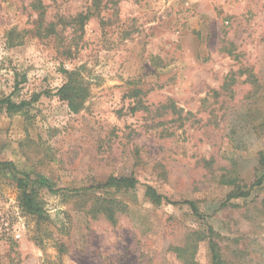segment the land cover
Returning <instances> with one entry per match:
<instances>
[{
  "label": "rangeland",
  "instance_id": "rangeland-1",
  "mask_svg": "<svg viewBox=\"0 0 264 264\" xmlns=\"http://www.w3.org/2000/svg\"><path fill=\"white\" fill-rule=\"evenodd\" d=\"M70 72L88 89L77 114L56 95ZM6 97L28 105L0 108V163L53 192L46 220L25 215L0 169V264H185L172 248L208 228L224 264H264V0H0ZM130 175L114 223L74 196ZM236 185L248 197L227 201ZM194 260L212 264L206 240Z\"/></svg>",
  "mask_w": 264,
  "mask_h": 264
},
{
  "label": "trees",
  "instance_id": "trees-1",
  "mask_svg": "<svg viewBox=\"0 0 264 264\" xmlns=\"http://www.w3.org/2000/svg\"><path fill=\"white\" fill-rule=\"evenodd\" d=\"M92 15L90 12L87 14H81L77 17L78 24L82 27L85 21ZM44 14H39V20L36 25V34L39 37L55 36L56 30L53 24L48 23L44 26ZM67 79L57 90V97L59 100L65 102L70 112L77 114L81 111L83 104L88 95V89L83 80L79 77L77 72L67 73ZM232 79L233 76H229ZM232 81V80H231ZM228 82L223 85V88L228 86ZM233 82V81H232ZM28 104L25 102L14 103L9 97L0 99V108H4L8 114L20 113ZM174 113L175 110H174ZM259 165H264V156L261 154L259 158ZM12 171L14 175V183L17 189V200L21 211L30 217H35L39 220H46L47 216L44 210L43 202L39 196V189L46 188L48 191H52L47 181L43 178L31 179L27 174L18 172L14 165L10 162H1L0 169ZM137 184L133 175L129 177H112L110 176L103 183H97L95 186H90L85 189L74 191V196L77 198L92 199L93 202L87 210V214L93 218H97L98 215L105 217L109 222L114 223L116 219L117 211L123 209L122 203L113 198V195L120 192H126L133 190ZM233 185V184H230ZM53 192V191H52ZM97 194L99 196H95ZM249 195V191L244 190L239 185L233 186L232 191L227 196V201L230 199L246 198ZM145 196L155 205H160L162 202V196L150 186L146 187ZM192 211L194 216H198V209L194 202H183ZM264 205V200H263ZM122 208L119 209V207ZM221 207H225L223 204ZM217 234L208 228L207 232H195L190 231L184 238L181 246L172 248V251L176 254L177 258L185 264H196L194 257L197 249V244L200 241L206 240L208 248L211 252L212 264H224L221 259L220 249L216 241Z\"/></svg>",
  "mask_w": 264,
  "mask_h": 264
},
{
  "label": "built area",
  "instance_id": "built-area-1",
  "mask_svg": "<svg viewBox=\"0 0 264 264\" xmlns=\"http://www.w3.org/2000/svg\"><path fill=\"white\" fill-rule=\"evenodd\" d=\"M14 237L18 240L20 238V235L16 234Z\"/></svg>",
  "mask_w": 264,
  "mask_h": 264
}]
</instances>
